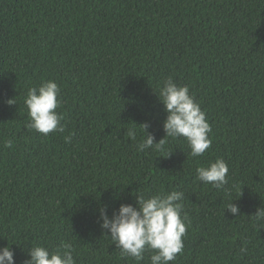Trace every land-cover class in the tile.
Returning a JSON list of instances; mask_svg holds the SVG:
<instances>
[{
	"label": "trees",
	"instance_id": "trees-1",
	"mask_svg": "<svg viewBox=\"0 0 264 264\" xmlns=\"http://www.w3.org/2000/svg\"><path fill=\"white\" fill-rule=\"evenodd\" d=\"M169 77L205 112L203 156L183 137L139 150V124L165 134ZM47 80L64 131L45 136L26 127L24 100ZM216 159L221 189L197 178ZM170 191L184 193L186 234L169 264H264V0H0V246L15 264L62 244L75 264H150L151 250L121 255L97 209Z\"/></svg>",
	"mask_w": 264,
	"mask_h": 264
},
{
	"label": "clouds",
	"instance_id": "clouds-1",
	"mask_svg": "<svg viewBox=\"0 0 264 264\" xmlns=\"http://www.w3.org/2000/svg\"><path fill=\"white\" fill-rule=\"evenodd\" d=\"M60 88L53 80L42 82L37 87L28 90L24 100L29 122L26 127L48 135L51 132H63L60 123L63 119L56 109L60 105L58 94ZM159 101L163 105L166 117L162 127L164 136L155 141L154 135L147 129L150 124L142 125L144 140L139 144V150L155 147L163 150L165 137H183L188 141L191 155L203 156L211 146L210 125L205 112L189 93L187 85L178 86L171 77L167 78L159 90ZM15 104L11 98L7 101ZM129 136L135 138V129L129 130ZM66 141L70 137H65ZM5 147H12L13 141L6 140ZM170 154V153H169ZM168 154V155H169ZM228 166L222 159L210 161L207 166L197 168V178L221 189L227 183ZM135 202L120 203L111 215L106 205L97 209L98 225L105 234L110 236L121 255L131 257L139 262L144 259L146 250H151L150 264H169L183 251V237L186 234V222L181 216L184 193L170 191L167 194L158 193L149 197L137 194ZM226 209L232 214L239 212L238 205L230 203ZM257 218H264V208L258 207L254 213ZM0 246V264H15V254L10 246ZM23 264H75L71 245L62 244L56 251L39 245L32 246L27 251V259Z\"/></svg>",
	"mask_w": 264,
	"mask_h": 264
}]
</instances>
